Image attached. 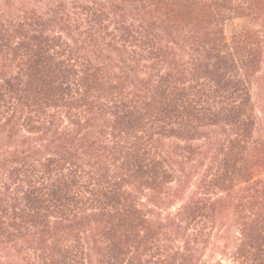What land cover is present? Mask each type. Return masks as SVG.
I'll use <instances>...</instances> for the list:
<instances>
[{
  "label": "trees",
  "instance_id": "obj_1",
  "mask_svg": "<svg viewBox=\"0 0 264 264\" xmlns=\"http://www.w3.org/2000/svg\"><path fill=\"white\" fill-rule=\"evenodd\" d=\"M216 255L264 264V0H0V264Z\"/></svg>",
  "mask_w": 264,
  "mask_h": 264
},
{
  "label": "rangeland",
  "instance_id": "obj_2",
  "mask_svg": "<svg viewBox=\"0 0 264 264\" xmlns=\"http://www.w3.org/2000/svg\"><path fill=\"white\" fill-rule=\"evenodd\" d=\"M249 27V19L248 18H238L227 21L224 27L225 37L228 43H231L233 37L243 30ZM209 255V252H208ZM206 264H216L220 262L222 264H230L229 256H205L204 259Z\"/></svg>",
  "mask_w": 264,
  "mask_h": 264
}]
</instances>
